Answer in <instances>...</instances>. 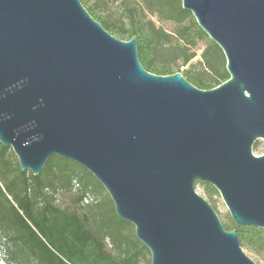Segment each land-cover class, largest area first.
<instances>
[{
  "label": "water",
  "instance_id": "obj_1",
  "mask_svg": "<svg viewBox=\"0 0 264 264\" xmlns=\"http://www.w3.org/2000/svg\"><path fill=\"white\" fill-rule=\"evenodd\" d=\"M229 78L201 89L141 64L80 0H0V143L22 171L50 156L90 172L150 264H257L195 188L264 229V0H181Z\"/></svg>",
  "mask_w": 264,
  "mask_h": 264
},
{
  "label": "trees",
  "instance_id": "obj_2",
  "mask_svg": "<svg viewBox=\"0 0 264 264\" xmlns=\"http://www.w3.org/2000/svg\"><path fill=\"white\" fill-rule=\"evenodd\" d=\"M122 1L125 12L116 20L97 14L96 3L82 4L117 38L136 37L139 60L146 70L161 75L175 73L178 70H173L169 61L179 60L181 66L190 63L200 41L201 59L182 75L201 89L213 88L230 77L221 48L200 28L192 13L182 8L181 0ZM154 14L173 22L174 30L156 25L151 19ZM11 156V148L0 143V253L9 264H71L60 256L62 253L79 264H138L140 255L149 253L135 237L132 224L116 215L107 192L96 202H84L90 185L97 188L85 168L53 155L34 175L22 171ZM73 179L78 182L70 204L56 202L54 195L58 190L71 191ZM96 182L101 188L94 190L100 194L104 187ZM197 184L205 195L217 193L211 184L200 180ZM102 199L109 203L107 216L100 211ZM118 224L131 228L129 240L114 230ZM223 225L237 230L242 248L264 257L263 228L238 225L232 219Z\"/></svg>",
  "mask_w": 264,
  "mask_h": 264
},
{
  "label": "rangeland",
  "instance_id": "obj_3",
  "mask_svg": "<svg viewBox=\"0 0 264 264\" xmlns=\"http://www.w3.org/2000/svg\"><path fill=\"white\" fill-rule=\"evenodd\" d=\"M82 3H86V6H90L94 3H96L98 5L96 8L97 14L104 16V17L108 16L109 19H112V20H116V19L121 18L123 16V12H125L122 0H82ZM151 19L155 22L156 25L161 26L162 28L166 29L169 32H172L175 28V24L173 22H171L169 20L161 19L155 14L151 16ZM124 40H126V39H124ZM202 49H203V43L199 41L194 47L196 55L190 61V63H187L184 66H181L180 61L178 60V61H169V65L171 66V68L173 70H178L176 72H180L181 74H183L186 69L191 68L190 67L191 64H196V62H198L201 59ZM252 151L254 154L264 153V141L261 139L257 140L253 144ZM11 159H12V161L18 162L17 157L14 154V152H13V157L11 156ZM92 176H90L91 181L94 183V185L98 189H100L101 187H99V184L96 182V178L94 176L93 177ZM76 182H78V181L76 179H73V181H72L73 187H72L71 191L58 190V192L54 195L56 202H58L62 205H66V204L69 205L71 202V199L73 198V196L76 192L75 191L76 187H77ZM90 187H91L90 192H88L86 194L84 202H87V201L88 202H91V201L96 202V201L100 200L102 197V194H104L106 192V190L104 189V191H102V193L99 194L98 192H96L97 188H94L93 185H90ZM195 188H196L197 193L202 195L212 205V207L217 212L221 222L222 223L229 222L231 217H230L229 211L227 209V206L223 202L219 192L217 191L216 194H212L211 196H208V195L203 194V187L200 184H197L195 186ZM94 189H96V190H94ZM102 202H103V199H102ZM104 202L102 203V207H101L100 211L102 212L103 216H107V215H109V212H108L109 211V203H106V202L104 203ZM113 228L120 237L126 238V240H129V238H130L129 233L131 231L130 227H122L121 225L118 224V225H115ZM132 229L134 231V227H132ZM105 244H106V246H105L106 249L109 250L111 248V245H110V242L108 241L107 238L105 239ZM243 250L257 264H264V257L263 256L258 255L256 253H253V252H251L247 249H244V248H243ZM60 256L68 263L79 264V261L77 259H70L65 253H62V255H60ZM0 264H9L5 260V258L1 255V253H0ZM138 264H150V253L143 252V254L140 255V259H139Z\"/></svg>",
  "mask_w": 264,
  "mask_h": 264
}]
</instances>
